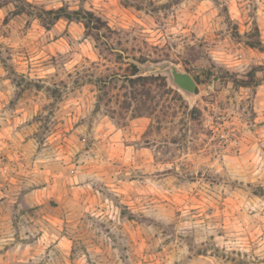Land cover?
<instances>
[{
  "label": "rangeland",
  "instance_id": "obj_1",
  "mask_svg": "<svg viewBox=\"0 0 264 264\" xmlns=\"http://www.w3.org/2000/svg\"><path fill=\"white\" fill-rule=\"evenodd\" d=\"M129 1L0 0V264H264V0Z\"/></svg>",
  "mask_w": 264,
  "mask_h": 264
},
{
  "label": "water",
  "instance_id": "obj_2",
  "mask_svg": "<svg viewBox=\"0 0 264 264\" xmlns=\"http://www.w3.org/2000/svg\"><path fill=\"white\" fill-rule=\"evenodd\" d=\"M170 75L172 83L177 87L193 95L196 90V82L194 78L187 71L178 69L174 64L170 63L165 67Z\"/></svg>",
  "mask_w": 264,
  "mask_h": 264
},
{
  "label": "trees",
  "instance_id": "obj_3",
  "mask_svg": "<svg viewBox=\"0 0 264 264\" xmlns=\"http://www.w3.org/2000/svg\"><path fill=\"white\" fill-rule=\"evenodd\" d=\"M124 2L130 5L133 4L129 0H124ZM46 12L54 14V18L64 17L68 20L73 18H78L80 14L78 11H68L67 7L64 6ZM248 44L252 47H258L264 50V44L259 39H256L255 41H249ZM137 70H138L137 65L133 63V73H137ZM148 78H152V77H141V79H148Z\"/></svg>",
  "mask_w": 264,
  "mask_h": 264
}]
</instances>
